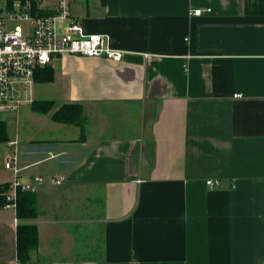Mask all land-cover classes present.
<instances>
[{"label":"crops","instance_id":"crops-1","mask_svg":"<svg viewBox=\"0 0 264 264\" xmlns=\"http://www.w3.org/2000/svg\"><path fill=\"white\" fill-rule=\"evenodd\" d=\"M68 1L124 53L66 54L34 83L48 94L34 99L82 105L83 140L30 106L32 137L8 135L18 172L3 164L0 183L63 178L33 195L25 264H264V0ZM17 223L0 208V264L16 262Z\"/></svg>","mask_w":264,"mask_h":264},{"label":"built area","instance_id":"built-area-1","mask_svg":"<svg viewBox=\"0 0 264 264\" xmlns=\"http://www.w3.org/2000/svg\"><path fill=\"white\" fill-rule=\"evenodd\" d=\"M191 14L200 15L201 10ZM123 53L111 46L107 34L86 33L71 14L68 0H57L54 11L47 15L33 13L30 0H0V112L17 111L23 103L30 104L34 100L31 97L36 70L53 66L66 54L119 61ZM7 144L12 150L4 167L17 173L18 140ZM62 180L50 177L45 181L40 175L28 180L15 177L8 182L3 207L16 209L18 191L36 193L45 182L60 184ZM206 184L217 183L207 180Z\"/></svg>","mask_w":264,"mask_h":264},{"label":"trees","instance_id":"trees-1","mask_svg":"<svg viewBox=\"0 0 264 264\" xmlns=\"http://www.w3.org/2000/svg\"><path fill=\"white\" fill-rule=\"evenodd\" d=\"M32 12L35 10V1L30 0ZM40 15H47L51 12L37 11ZM53 80V68L44 66L36 70L34 75L35 82H50ZM33 112L40 114H50V119L55 122L74 124L80 129L79 139L83 140L85 136V121L82 112V105L78 102H67L56 105L53 100L34 99L30 103ZM9 140L7 133V124L5 120L0 119V143ZM9 183H0V208L6 202L5 193ZM34 193L18 191L16 203V261L19 263H28L30 255L38 246V230L36 225L25 222L26 219L36 217L37 211L33 200Z\"/></svg>","mask_w":264,"mask_h":264},{"label":"rangeland","instance_id":"rangeland-1","mask_svg":"<svg viewBox=\"0 0 264 264\" xmlns=\"http://www.w3.org/2000/svg\"><path fill=\"white\" fill-rule=\"evenodd\" d=\"M36 86H37V89H36L35 96L32 95L33 97L30 96L31 98L34 99L35 97V98L40 99L48 95L45 89V85L37 84ZM29 106H30L29 103H23L17 111L0 112V119L5 120L7 123V133L9 136L11 137L18 136L23 139L32 137L33 131L37 129L35 128L36 117L32 115V112ZM9 149L10 148H8V150ZM4 151L6 152L5 144L0 143V168H3V164H4V158H5ZM45 181H46V178H45Z\"/></svg>","mask_w":264,"mask_h":264}]
</instances>
